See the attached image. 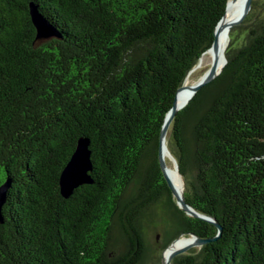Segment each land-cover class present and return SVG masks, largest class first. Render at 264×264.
<instances>
[{
  "label": "trees",
  "instance_id": "trees-1",
  "mask_svg": "<svg viewBox=\"0 0 264 264\" xmlns=\"http://www.w3.org/2000/svg\"><path fill=\"white\" fill-rule=\"evenodd\" d=\"M228 0H0V264H161L144 228L211 238L169 264H264V16L229 29L226 63L167 131L185 201L158 160L164 116ZM55 27L36 38L29 9ZM241 34L238 37V34ZM89 139L92 183L59 176Z\"/></svg>",
  "mask_w": 264,
  "mask_h": 264
},
{
  "label": "water",
  "instance_id": "water-1",
  "mask_svg": "<svg viewBox=\"0 0 264 264\" xmlns=\"http://www.w3.org/2000/svg\"><path fill=\"white\" fill-rule=\"evenodd\" d=\"M251 3H252V0H245L244 1L242 11L239 13L238 16H236L228 24L227 30L229 28H231L232 26L237 25L240 21H242L244 19V17L247 15V13L249 12V10L251 8ZM29 13H30L31 21H32V23L35 27V30H36V38L37 39L45 41L46 39H49V38L56 36V31L54 29L55 27L52 25V23L47 18H45L43 15H41V13H39L34 6H30ZM222 17H223V15H222ZM222 17L219 19L220 21L217 22V24L214 28V38H213L211 46L208 47V49H207V50L211 49L214 53L213 62L210 65V67L203 73V75H201V77L195 83L190 85V87H191L190 98L201 86L212 81L222 69V68H220V69L217 68V56H216V51L219 48L217 35H218V30L221 27L220 23L222 21L221 20ZM226 33H227V36L230 35V34H228V31ZM206 51H204V52H206ZM225 63H226V58L224 55V64ZM224 64H223V66H224ZM179 89L180 88H178L177 91ZM177 91H176V93H177ZM175 101L176 100L174 97V101H173L170 109H168V111L166 112V114L164 116L162 128L160 130V136H159L160 143H159V150H158L159 165H160V168H162L161 171L164 175L166 182H168L167 185L170 188L173 196L175 197L177 205L182 210H184V212L186 214L188 213V215H190V216L199 217V218H202V219H205L207 221L212 222L217 227V230H218L217 235H219L220 230H221V225L214 218H212L208 215H205L203 213H200V212L196 211L195 209H193L185 201L183 192L181 193V195H179L176 192V190L172 184L173 182L170 181V179L168 178V176L166 174L167 162L163 156L162 148H163V141H164V138L167 134L171 120L174 117V115H176L175 113L177 112V110L180 109L176 106ZM171 160L173 161L175 169L178 172V167H177L176 161H175L173 156H171ZM91 168L92 167H91V160H90L89 139L87 137L82 136V138L81 137L78 138L74 151L72 152L69 160L67 161L66 165L63 167V169L60 173V176H59L60 194L64 198H66L71 193H73L72 192L73 189L75 187L79 186V184L81 185V184L92 183L93 179L90 176ZM178 174H179V172H178ZM179 176H180V174H179ZM7 184H8L7 182H4L2 185H0V208L2 205L1 203H3V201L5 199V191L7 188ZM1 220L2 219H1V213H0V221ZM186 237L189 239L188 242H186L182 246L171 249L166 258H164L162 255L161 264H169L171 259L174 256L181 254L183 252H186L187 249H189L190 247L201 246L204 243H206L207 241L215 239L216 236L206 239V238H200L199 236H197L195 234H191V235L186 236ZM171 243L167 247H169L171 245Z\"/></svg>",
  "mask_w": 264,
  "mask_h": 264
},
{
  "label": "bare ground",
  "instance_id": "bare-ground-1",
  "mask_svg": "<svg viewBox=\"0 0 264 264\" xmlns=\"http://www.w3.org/2000/svg\"><path fill=\"white\" fill-rule=\"evenodd\" d=\"M245 0H228L226 7H225V12L222 17V21L220 23L221 27L218 30V49L216 51V56H217V68L220 69L223 67L224 64V50L228 44V36H227V31L229 32V29L227 30L228 24L236 17L239 15V13L242 11L243 4ZM213 57L214 53L211 49L207 50L206 52L202 53L201 56L198 59L197 62V68H201L205 66L204 72L210 67V65L213 62ZM195 83V82H194ZM193 83L189 84L186 82H183L180 89L177 91L175 94V104L178 108H182L189 100L191 96V87ZM168 134V133H167ZM165 136L164 141H163V148H162V153L165 159L170 158L172 154L170 153L168 147H167V138L168 136ZM166 174L168 178L170 179L171 182H173V186L176 190V192L181 195L183 186H182V181L181 178L175 169V166H170L167 164L166 166ZM189 239L186 236H180L179 238L175 239L169 247H167L164 250L163 257L166 258L169 251L173 248L179 247L184 245L186 242H188Z\"/></svg>",
  "mask_w": 264,
  "mask_h": 264
},
{
  "label": "rangeland",
  "instance_id": "rangeland-1",
  "mask_svg": "<svg viewBox=\"0 0 264 264\" xmlns=\"http://www.w3.org/2000/svg\"><path fill=\"white\" fill-rule=\"evenodd\" d=\"M257 3H258V8H259V6H261L259 16H264V0H257ZM240 35L241 34L239 33L238 37ZM204 69H205V66H203L201 68H197V66H195L194 69H192L187 74L184 82L189 83V84L196 82L201 77V75H203ZM165 160H166L168 165H170V166L174 165L173 161L170 158H167ZM144 242H145L146 247L153 249V250H158V255L160 257H162L164 250L166 249V247L164 249H161L163 246V243L165 242V233H164L162 224H160L158 222H154V223L146 226L144 228ZM199 247L200 246L190 247L189 249H187L186 252H190L191 249H198Z\"/></svg>",
  "mask_w": 264,
  "mask_h": 264
}]
</instances>
